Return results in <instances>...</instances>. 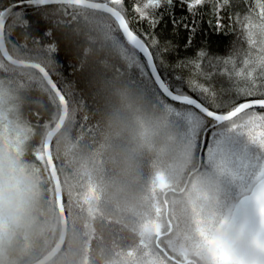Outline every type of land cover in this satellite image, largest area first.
<instances>
[{"label":"trees","instance_id":"obj_1","mask_svg":"<svg viewBox=\"0 0 264 264\" xmlns=\"http://www.w3.org/2000/svg\"><path fill=\"white\" fill-rule=\"evenodd\" d=\"M17 1L20 0H0V13ZM100 1L112 4L111 0ZM132 5L133 0H125L126 18L133 31L147 43L150 29L136 18ZM245 10L243 0H238L234 11ZM176 13L187 15L179 8ZM37 14L45 26L47 39L39 35L28 18ZM210 20L214 25L216 21L211 15L197 17L202 31L196 43L208 53V58L201 62L203 71H221L225 65L216 58L228 57L234 49L239 52L234 54L233 65L227 67L234 66L236 70L246 67L242 61L250 46L242 38L240 25L229 22L224 15L231 34L217 36L209 26ZM254 31L264 46V24ZM155 35L161 45L169 41L181 45L176 52L161 57L163 67L159 70L177 89L194 95L189 90L190 84H204L205 80L180 63L194 56L193 51L182 47L183 33L174 36L165 16ZM5 36L13 56L43 64L58 85L63 82L61 89L69 102L68 119L52 145L62 180L68 236L61 252L48 264H194L189 260L198 264H227L228 257L222 253L221 246L239 201L264 176V147H245L243 142L237 145L232 158L250 160L236 167L227 165L233 170L232 176L233 173L237 176L235 180L243 184L235 187L236 197L226 207L215 206L212 198L204 197L198 200L195 209L194 196L197 191L200 193L202 176L213 167V157L203 151L199 167L201 148L189 142L184 127L161 105L158 94L140 75L138 65L143 63L144 56L122 38L111 15L71 4L28 8L10 17ZM50 49L59 52V61ZM249 55L255 58L258 53L254 50ZM0 60L6 66L3 72H10L14 82H25L21 112L34 136L25 146L24 162L38 177L44 203L52 212L50 218H43L46 227L37 236L40 247L35 260L55 245L61 233L56 189L44 153L45 136L60 117L61 103L39 71L11 65L1 53ZM209 60L216 64L215 68L208 66ZM66 61L71 66L70 72L62 68ZM173 75L182 80L174 79ZM114 82L134 89L150 107L162 110L184 148L183 153L170 152L165 159L148 150L140 152L135 158L131 181L122 177L116 155L127 147L126 142L110 139L106 134L105 114L110 109L108 88ZM223 83V78L217 76V87ZM189 175V183L181 191ZM183 204L187 208H182ZM169 221L173 225L170 232Z\"/></svg>","mask_w":264,"mask_h":264},{"label":"snow or ice","instance_id":"obj_2","mask_svg":"<svg viewBox=\"0 0 264 264\" xmlns=\"http://www.w3.org/2000/svg\"><path fill=\"white\" fill-rule=\"evenodd\" d=\"M118 6L119 29L121 36L139 54L144 56L142 64L138 65L142 75L160 97V103L168 113L185 129L186 138L190 143L206 151L210 158L224 151L231 150L241 142L247 146L264 147V46L257 39L254 29L264 24V0H243L246 10L243 13L234 11L238 0H133L132 11L140 22L146 23L150 29L148 42L138 36L126 18L125 0H111ZM30 6V0H25V7ZM179 8L187 15H177ZM207 9V12H205ZM211 15L215 24L208 22L217 36L231 34L224 23V15L229 22L240 25L242 38L250 47L244 52L240 70L227 67L233 65L234 49L228 57L216 58L225 67L219 72H204L202 61L208 58L205 47L197 45L201 34L197 17ZM223 14V15H222ZM167 16L174 36L182 35V47L185 51H193V57H186L180 63L188 66L202 76L204 84L192 83L190 92L177 89L159 70L163 67L162 56L174 53L180 44L167 42L161 45L155 35V29ZM39 35L47 39L45 26L38 14L28 17ZM143 35V34H141ZM258 55L253 58L250 52ZM49 51H54L50 49ZM59 61V52L54 51ZM135 62V57L131 58ZM208 66L215 68L212 60ZM65 72L71 71L69 62H64ZM220 76L224 83L217 87L216 78ZM174 79L182 80L175 77ZM225 84L227 85L225 87ZM57 89L63 87L54 85ZM227 97V98H225ZM62 99L65 97L62 96Z\"/></svg>","mask_w":264,"mask_h":264},{"label":"clouds","instance_id":"obj_3","mask_svg":"<svg viewBox=\"0 0 264 264\" xmlns=\"http://www.w3.org/2000/svg\"><path fill=\"white\" fill-rule=\"evenodd\" d=\"M108 96L106 134L110 139L126 142L127 147L116 153L125 180H132L136 155L144 150L161 159L170 152H184L167 115L150 107L134 89L114 82L108 88ZM51 215L34 171L0 145V264H20L26 254L21 240L42 235L46 227L43 218Z\"/></svg>","mask_w":264,"mask_h":264},{"label":"water","instance_id":"obj_4","mask_svg":"<svg viewBox=\"0 0 264 264\" xmlns=\"http://www.w3.org/2000/svg\"><path fill=\"white\" fill-rule=\"evenodd\" d=\"M59 4H71L105 12L111 15L119 26L118 8L107 1L100 0H30L29 7H25V0H20L11 3L0 13V53L3 58L9 64L16 67L34 68L39 71L61 103L60 117L54 126L47 132L44 139V153L56 189L57 205L61 221V233L55 245L48 252L28 264L50 263L61 252L67 240L68 217L65 207L62 180L53 155L52 145L55 137L63 129L68 119L69 102L63 90L54 87V85L58 84L43 64L37 61L16 58L11 54L6 42L5 30L10 17L17 11ZM62 96L65 97V99H62ZM203 151V149L200 150L199 167L202 163ZM189 179L190 175L181 191L187 187ZM164 200L166 202V216L169 220V205L166 201V193L164 194ZM262 214H264V176L255 184L252 191L239 201L233 219L226 232L227 237L231 229L234 236L231 247L241 259L242 264H264V217ZM172 229L173 225L170 222L169 232L172 231ZM156 242L159 243V238H157Z\"/></svg>","mask_w":264,"mask_h":264},{"label":"rangeland","instance_id":"obj_5","mask_svg":"<svg viewBox=\"0 0 264 264\" xmlns=\"http://www.w3.org/2000/svg\"><path fill=\"white\" fill-rule=\"evenodd\" d=\"M4 70H6V66L0 60V145L5 146L24 162L25 146L28 143L27 141L34 136V131L29 129L22 118L21 104L24 97L23 87L25 82H14L12 74L3 72ZM240 145L241 143L238 146ZM235 149L236 147L213 156V167L201 178L203 182L201 183V188H199L200 193L197 191V195L194 196V199L196 197L197 200L195 204L193 203V208L197 209L198 200L201 201L204 197L212 198L213 200H210L213 201L215 206L222 204L223 207H226L229 201L236 197L237 190H235V187H242L243 184L241 181L235 180L237 176L234 173L232 176L233 170L227 165L232 164L234 167L244 165L250 159L238 156L237 158H232L231 153ZM222 192L224 193L222 194ZM240 197L242 196L240 195ZM201 206L206 207L203 203ZM182 208H187V205L183 204ZM216 212L217 214L219 213L217 209ZM262 215L264 217V214ZM233 240L234 236L230 229L221 246L222 253L228 257L227 264H235V255H233L230 247ZM37 243V236L21 240V245L26 254L20 259V264H28L33 261L40 247Z\"/></svg>","mask_w":264,"mask_h":264},{"label":"flooded vegetation","instance_id":"obj_6","mask_svg":"<svg viewBox=\"0 0 264 264\" xmlns=\"http://www.w3.org/2000/svg\"><path fill=\"white\" fill-rule=\"evenodd\" d=\"M258 181H259V180H258ZM258 181H257V182H258ZM257 182H256V183H257ZM256 183H255V184H256ZM255 184L252 186V189L254 188ZM250 192H251V191H250ZM250 192H249V193H250ZM249 193H246V195H248ZM230 247H231V246H230ZM231 250H232V252H233V255H235V257H234V258H235V259H234V260H235V264H242L241 259L239 258V256L237 255V253H235V251L232 249V247H231ZM191 262H193L194 264H196L194 260H192Z\"/></svg>","mask_w":264,"mask_h":264}]
</instances>
